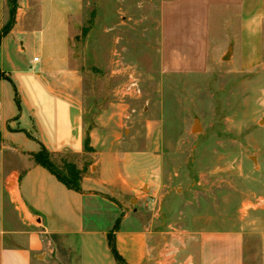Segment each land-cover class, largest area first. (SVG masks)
<instances>
[{"label":"crops","instance_id":"obj_1","mask_svg":"<svg viewBox=\"0 0 264 264\" xmlns=\"http://www.w3.org/2000/svg\"><path fill=\"white\" fill-rule=\"evenodd\" d=\"M17 3L14 24L0 41V71L10 80L0 79V264H117L107 240L116 222L115 248L124 264H244L233 233L220 242L182 231L159 243L138 195L144 184L149 195L156 183H142L135 156L115 153L117 144L104 149L95 133L84 150L70 18L60 24L58 52L57 18H26L36 2ZM6 8L0 0V31ZM158 18L162 75L199 74L210 61H237L242 70L261 61L264 0H163ZM37 22L45 32L35 31ZM27 48L38 54L21 58ZM41 146L75 164L81 192L34 163L30 154ZM133 199L138 204L130 208Z\"/></svg>","mask_w":264,"mask_h":264},{"label":"rangeland","instance_id":"obj_2","mask_svg":"<svg viewBox=\"0 0 264 264\" xmlns=\"http://www.w3.org/2000/svg\"><path fill=\"white\" fill-rule=\"evenodd\" d=\"M162 1L31 0L38 7L26 18H57L58 52L60 24L70 18L85 135L90 143L95 133L104 149L117 144L119 155L129 151L142 183L155 181L149 195L146 184L138 195L159 243L182 231L220 242L233 233L244 264H264V47L247 70L225 60L199 74L162 75ZM36 53L27 48L20 56Z\"/></svg>","mask_w":264,"mask_h":264},{"label":"trees","instance_id":"obj_3","mask_svg":"<svg viewBox=\"0 0 264 264\" xmlns=\"http://www.w3.org/2000/svg\"><path fill=\"white\" fill-rule=\"evenodd\" d=\"M18 0H6V4L8 7V21L2 27L0 31V41L2 37H4L12 28L14 21L16 10L18 7ZM0 79L9 80L8 76L0 71ZM15 102L17 107L19 108V100L17 98V93L15 92ZM89 140L88 136L85 135L84 138V150L90 151L89 148ZM31 159L38 166L46 169L50 174H52L60 183H62L65 187L70 190L81 192L80 180H81V172L72 162L66 160L64 157H60V164L55 161V158L43 147L41 146L39 151L30 154ZM117 229V222L114 225L112 231H110L107 235L108 246L112 256L114 257L117 264H124L123 259L119 256L115 248V242L113 237V231Z\"/></svg>","mask_w":264,"mask_h":264},{"label":"water","instance_id":"obj_4","mask_svg":"<svg viewBox=\"0 0 264 264\" xmlns=\"http://www.w3.org/2000/svg\"><path fill=\"white\" fill-rule=\"evenodd\" d=\"M198 129H199V128H198V125L194 126V127H193V132H196Z\"/></svg>","mask_w":264,"mask_h":264},{"label":"built area","instance_id":"obj_5","mask_svg":"<svg viewBox=\"0 0 264 264\" xmlns=\"http://www.w3.org/2000/svg\"><path fill=\"white\" fill-rule=\"evenodd\" d=\"M33 61H37V58H34Z\"/></svg>","mask_w":264,"mask_h":264}]
</instances>
